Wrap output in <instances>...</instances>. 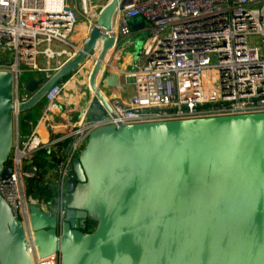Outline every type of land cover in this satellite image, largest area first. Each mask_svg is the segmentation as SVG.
Wrapping results in <instances>:
<instances>
[{"label": "water", "instance_id": "95a60500", "mask_svg": "<svg viewBox=\"0 0 264 264\" xmlns=\"http://www.w3.org/2000/svg\"><path fill=\"white\" fill-rule=\"evenodd\" d=\"M119 1L104 7L74 58L49 79L26 84L31 98L20 113L82 72L91 96L87 121L114 117L102 88L120 84L105 61ZM138 22L133 29L145 25ZM100 71L105 78L98 84ZM13 94L12 74L0 72V179L12 173ZM68 176L62 225L30 207L41 259L59 253L61 264H264V113L100 127ZM28 248L22 223L0 195V264H33Z\"/></svg>", "mask_w": 264, "mask_h": 264}, {"label": "built area", "instance_id": "2783aa9c", "mask_svg": "<svg viewBox=\"0 0 264 264\" xmlns=\"http://www.w3.org/2000/svg\"><path fill=\"white\" fill-rule=\"evenodd\" d=\"M112 0H109V3ZM93 0H0V72L13 76L15 111L13 145L0 179V195L22 223L33 264H61V254L40 258L33 245L30 207L50 212L62 225L70 201L66 184L73 161L92 131L118 124L136 125L264 113V0H120L108 36L130 39L133 22H145L140 63L120 75L131 80L133 95L103 97L114 117L88 122V110L69 133L43 142L40 126L52 130L50 115L58 109L64 85L44 98V110L31 132L21 135L18 107L31 95L22 91V67L49 79L64 64L52 66L53 42L70 45L76 26L86 32L74 58L88 41L104 7ZM117 42V41H116ZM102 45H97V57ZM44 58L47 67L40 66ZM105 78L102 71L97 83ZM37 171H33L32 167Z\"/></svg>", "mask_w": 264, "mask_h": 264}, {"label": "crops", "instance_id": "0c3cea01", "mask_svg": "<svg viewBox=\"0 0 264 264\" xmlns=\"http://www.w3.org/2000/svg\"><path fill=\"white\" fill-rule=\"evenodd\" d=\"M137 20H139V22L135 25L142 22L141 19ZM132 31L133 34L130 39H117V42L115 41L113 48L110 49L111 51H108L105 57V61L111 64L109 70L120 77L119 87L102 88L103 92H105L108 96L114 92H119L123 98H129L133 95V86L131 80L124 78V76L120 74L122 72H128L131 69H134V67L140 63L141 47L145 37L147 36V32L145 31V25L135 27V29ZM85 32L86 29L83 25V21L80 20V23L76 26L73 34L70 37V45H63L58 42H53L51 44L52 50H54L56 54L65 53V55L63 54L62 56L50 62H54L56 64H65L70 61L71 59L69 58V55L75 53L73 46L77 47L81 45ZM45 61L47 60L41 58L40 64H42L43 67H47ZM37 74L38 77L35 79H41V73ZM83 80L84 76L82 75V72H78L72 74L62 82L64 89L61 97L59 98L58 109L50 115L54 128L52 130L45 128L43 131V142H47L53 136H61L63 134L69 133L73 128V124L80 121L83 116V112L89 109L91 96L89 95L88 91L85 90ZM85 80L87 81L86 78ZM43 104L45 105L44 100ZM44 105L38 114V119L44 110ZM32 129L33 126L29 131L31 132ZM28 133L29 132H27V134Z\"/></svg>", "mask_w": 264, "mask_h": 264}, {"label": "rangeland", "instance_id": "374dc122", "mask_svg": "<svg viewBox=\"0 0 264 264\" xmlns=\"http://www.w3.org/2000/svg\"><path fill=\"white\" fill-rule=\"evenodd\" d=\"M109 3V0H93L92 2V8L95 11L96 10H100L102 7H105L107 4ZM83 19V18H81ZM80 19V20H81ZM42 66V64L40 65ZM22 69V73H21V78H20V82H21V87H22V91H24L26 84L31 80V79H35L38 77L37 73H34L32 71H27L26 69H24L23 67ZM84 76V85L86 84V76ZM43 101L37 105L34 109L30 110L29 112H23L21 113V118H20V123H21V135L22 136H26L27 132H30L29 130L32 128V126H35V124L38 122V114L40 112V110L43 107ZM95 228V225H92V229Z\"/></svg>", "mask_w": 264, "mask_h": 264}, {"label": "trees", "instance_id": "16d2710c", "mask_svg": "<svg viewBox=\"0 0 264 264\" xmlns=\"http://www.w3.org/2000/svg\"><path fill=\"white\" fill-rule=\"evenodd\" d=\"M92 225L94 224H89L88 227H87V232H91L93 229H92Z\"/></svg>", "mask_w": 264, "mask_h": 264}, {"label": "bare ground", "instance_id": "6f19581e", "mask_svg": "<svg viewBox=\"0 0 264 264\" xmlns=\"http://www.w3.org/2000/svg\"><path fill=\"white\" fill-rule=\"evenodd\" d=\"M111 51V50H110Z\"/></svg>", "mask_w": 264, "mask_h": 264}]
</instances>
